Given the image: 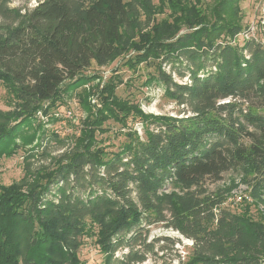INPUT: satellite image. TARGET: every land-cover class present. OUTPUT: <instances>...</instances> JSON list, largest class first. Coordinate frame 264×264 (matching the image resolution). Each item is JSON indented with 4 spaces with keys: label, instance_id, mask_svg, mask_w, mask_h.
I'll return each mask as SVG.
<instances>
[{
    "label": "trees",
    "instance_id": "16d2710c",
    "mask_svg": "<svg viewBox=\"0 0 264 264\" xmlns=\"http://www.w3.org/2000/svg\"><path fill=\"white\" fill-rule=\"evenodd\" d=\"M14 1L0 0V81L15 112L60 105L89 80L92 62L135 52L136 38L150 46L145 59L165 96L187 111L145 115L119 104L124 122H144V139L127 133V144L107 152L90 147L87 130L85 146L30 190L1 188L0 264H83L86 239L103 256L98 264H143L154 252L149 227L160 223L193 241L182 264H264V220L223 208L206 187L240 171L256 198L264 191V40L227 20L223 0L209 14L195 6L196 26L183 34L165 22L144 34L140 8L150 16L149 0H37L25 12ZM241 34L249 37L235 40ZM8 117L0 112V123ZM8 132L0 131L2 148Z\"/></svg>",
    "mask_w": 264,
    "mask_h": 264
},
{
    "label": "rangeland",
    "instance_id": "374dc122",
    "mask_svg": "<svg viewBox=\"0 0 264 264\" xmlns=\"http://www.w3.org/2000/svg\"><path fill=\"white\" fill-rule=\"evenodd\" d=\"M124 1L127 4L132 2ZM220 1L149 0L153 8L150 16L140 8L143 33L149 34L156 25L165 22L174 24L175 34H183L196 26L190 17L195 6L197 11L209 14ZM223 1H226L227 20L244 30L250 29L252 35L264 40V0ZM37 3V0H16L12 6L25 12ZM245 37L249 36L241 34L235 40L243 41ZM135 41L138 43L135 52L129 51L107 66L92 62L84 71L90 76L89 80L69 90L60 105L50 106L48 103L44 111L15 112V96L0 81V112L9 116L0 123V131L7 130V138L13 137L6 148L0 146V189L30 190L41 181L40 176L55 169L63 155L71 153L77 146H85L83 141L87 130L93 131L94 143L90 147L96 144L94 149L105 147L107 152H116L127 144V133L137 132L144 139V122L131 118L124 122L125 112L117 106L119 104L127 110L130 107L140 109L145 115L178 117L187 111L165 96L164 86L156 80L155 67L149 63L150 58L145 59L150 46L138 38ZM165 69L179 82L188 80L179 77L177 67L168 65ZM127 114L130 116V111ZM0 142L6 143V139ZM251 180L252 177L240 171H229L218 182L208 181L206 187L212 197L224 200L223 208L238 213L249 212L253 218L264 220V191L256 198ZM171 192H179V189L167 191ZM148 242L154 244V252L143 264H182L194 244L173 227H167L166 223L149 227ZM80 257L83 264H98L103 260L94 239L85 240Z\"/></svg>",
    "mask_w": 264,
    "mask_h": 264
},
{
    "label": "built area",
    "instance_id": "2783aa9c",
    "mask_svg": "<svg viewBox=\"0 0 264 264\" xmlns=\"http://www.w3.org/2000/svg\"><path fill=\"white\" fill-rule=\"evenodd\" d=\"M250 34H251V31H250ZM253 36H255V35H253Z\"/></svg>",
    "mask_w": 264,
    "mask_h": 264
}]
</instances>
